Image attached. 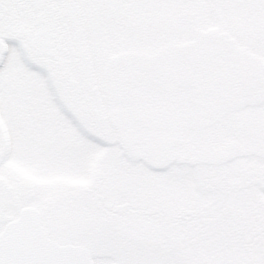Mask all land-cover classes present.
<instances>
[{
  "label": "rangeland",
  "instance_id": "1",
  "mask_svg": "<svg viewBox=\"0 0 264 264\" xmlns=\"http://www.w3.org/2000/svg\"><path fill=\"white\" fill-rule=\"evenodd\" d=\"M22 1L0 0V229L33 206L51 236L86 246L97 264H264V67L236 51L224 65L228 43L215 38L187 101L154 91L146 107L168 122L128 112L139 111L129 98L152 92L135 81L141 69L168 66L170 21L222 31L264 62L254 2L126 0L108 14L104 0ZM30 34L55 55L31 54ZM239 93L247 100L236 103ZM220 96L235 102L220 118L198 127L188 117ZM111 108L128 123L109 124ZM111 201L130 207L115 212Z\"/></svg>",
  "mask_w": 264,
  "mask_h": 264
},
{
  "label": "flooded vegetation",
  "instance_id": "2",
  "mask_svg": "<svg viewBox=\"0 0 264 264\" xmlns=\"http://www.w3.org/2000/svg\"><path fill=\"white\" fill-rule=\"evenodd\" d=\"M125 1L126 0H104V2H105L104 6H105V8H107L108 14H115L121 8L122 4L123 5L125 4ZM17 2H19L21 4L24 3V1H22V0H17ZM251 2H254V4L257 6V9L256 8H255L256 10L254 9V13L256 14L255 17L258 18V20H259V22H258L259 26L257 29H259V32L262 33L264 36V0H248L249 4H251ZM243 15L245 17L244 20H249V18H250L249 12H246ZM191 20L192 19L185 20V21H183V23L181 21L178 25H173L171 21H170V23H167V24H170V28H172L174 31L171 35H170V32H166V33H168V36L172 39L177 38V42H175V41L169 42V45L166 47L165 51L164 52L162 51L163 54L165 53V55L169 58V60L167 59L168 60V66L167 65L165 66V63H163V61L158 62L157 64L155 63L154 64L155 68L154 67L150 68L149 66H147L149 69L146 71L142 68L140 75H139V79L137 77L135 78V81L137 83L139 81L147 80L148 83L145 85V87L150 88V92L152 91L151 94L149 93L150 95H148L147 97H145V96H133V97L128 99L130 103H135L136 106H138L139 111H128V112H134L136 114H138L140 112L139 115L136 117L137 120H140L142 122H147L149 124L158 123V126H160L161 123L163 124V123H166L169 121L167 119L168 114H165V118H161L160 114L163 111L155 110V108H153V107H146V106L148 105L150 100L154 99V97L156 95L155 92H157V96L160 95L161 97H164V96H162L163 91H165L167 88H169L170 89L169 91L172 92L171 95L169 96V98L174 97L175 99H182L184 96L183 99H185V101H187V98L190 95H192L191 91L193 90V88L202 85L200 80L198 78H193L192 75L195 74L196 72L200 73V78H202L206 75V72H207L208 67H209V65H208L209 60H211V58H212L211 54L215 50V47L212 45L209 46V44L215 38L223 39L226 41V43H228L230 55L229 54L225 55L226 58L224 60V65L228 61H233L232 57L235 56V51H236V53H238V54H239V52H242L243 54L248 55L249 57L256 60L258 63H260L262 67H264L263 61H260V59L258 57L253 55V53H251L248 48L245 49L243 47H239L236 43L237 40L234 39L232 36L224 34L222 31H218L217 29H214V28L209 29V30L204 29L203 26H201V25L196 27L195 29H193L195 21L191 22ZM163 21H167V20H163ZM122 23L124 24V26L126 24H127V26L129 25L127 18L124 21H122ZM187 26L190 27L189 30H187L185 28ZM254 30L255 29H251L250 31L253 32ZM143 31H146V30L142 29L141 32L143 33ZM122 33H127V38H128V37H130L129 36L130 33L134 34V31H131V29H130L127 31H123ZM35 37L38 38L39 35H35ZM29 38H30V43L33 42V44H32L33 45V53L30 52L29 49H31V48H29V45H26V49L31 54H34L36 56L37 55L40 56L42 54H44V55L49 54L51 56L55 55V48L52 45L51 46L50 45L45 46L46 44H49V43L42 42L40 40H38L39 44H37L36 42L34 43L35 38H34V35H31V34L29 35ZM111 39L114 40L113 37H111ZM158 42H159V40H157L153 43H155V45H156ZM212 42H211V44H212ZM42 43H44V45ZM118 44H119V42L117 43V45ZM115 48L116 47L113 46V48L111 50H114ZM240 49L242 51H240ZM7 52H8V50H7ZM7 52L5 53L4 63H5L6 58H7V55H6ZM162 52H161V54H162ZM231 52H232V54H231ZM159 56L162 57L160 54H159ZM43 57H44V59H46L45 56H43ZM162 60H164V58H162ZM4 63H3V65H4ZM161 65H163L162 71L165 72L164 77H163L164 83L159 84L157 78L160 75H162L163 73H162V71L156 72V68H157V66H161ZM211 65L212 64H210V66ZM224 65H220L221 68H219L218 70H222L224 68ZM143 72H146V74L144 75ZM206 77H207V75H206ZM137 79H138V81H137ZM217 88L220 89V86L218 85ZM213 89L215 90V87ZM137 90L139 92H142L143 88H138ZM206 90L208 91L207 88H206ZM201 91L203 92V89H201ZM195 93H197V95H199L198 91H196ZM228 93H229V96L231 94H233V92H231V93L228 92ZM203 94L206 95V93H203ZM197 95L195 94V96H197ZM246 95L249 96L250 92H247ZM165 97H167V96H165ZM199 97L202 98L203 95L200 94ZM237 97H238V99L235 100L236 103H240L241 101L247 100V98H245L244 95H242L241 93H239V95ZM220 98L221 99H218L216 102H214V104L212 105L211 108H207L205 110L201 109L199 112L189 113L188 117H191V119L193 118V120L196 121L198 127L208 125V118H211V117L220 118L224 109L227 110L228 108L232 107L235 104V102L233 100L234 99L233 96L232 97H226L227 98L226 100L223 96L222 97L220 96ZM97 99H98V101L101 102L100 96H97ZM165 99H167V98H165ZM168 101H169V99H168ZM196 102H198V101H196ZM184 104H186V103H184ZM72 106H73L72 109L75 108V101H73ZM134 107H135V105H134ZM74 112L71 111L73 118L75 116V115H73ZM104 112L100 111V113H104ZM180 115H182V114H180ZM108 119H109V124L111 123V121H113L115 126L120 127V128L128 123L127 117H126V112L124 110H122L121 108L109 109L108 110ZM107 127H109L108 124L104 123V128L106 129ZM97 129L105 132L101 128H97ZM150 147L152 148V146H150ZM232 148L235 149V145H233ZM1 174L2 173L0 171V187H1V183L4 180V177H2L3 175H1ZM113 202L114 201H111L108 203V208L111 210H114L115 212L126 211L130 207V204L127 201L124 203H116V202L113 203ZM184 211H185L184 213L188 212V210H184ZM16 217H13L12 219H9L7 222H5L3 227L0 229V232L9 221L13 220ZM44 228H45V226H44ZM45 230H46V228H45ZM46 232L51 238L57 240V237L55 235L51 236L47 230H46Z\"/></svg>",
  "mask_w": 264,
  "mask_h": 264
},
{
  "label": "water",
  "instance_id": "3",
  "mask_svg": "<svg viewBox=\"0 0 264 264\" xmlns=\"http://www.w3.org/2000/svg\"><path fill=\"white\" fill-rule=\"evenodd\" d=\"M2 41L0 40V53ZM0 58V63H1ZM0 264H95L83 245L50 239L35 207H25L0 233Z\"/></svg>",
  "mask_w": 264,
  "mask_h": 264
}]
</instances>
